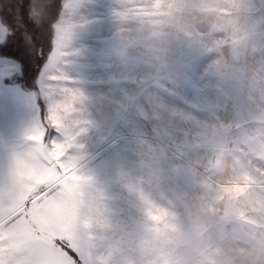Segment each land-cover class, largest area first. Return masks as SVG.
<instances>
[{"label":"rangeland","instance_id":"1","mask_svg":"<svg viewBox=\"0 0 264 264\" xmlns=\"http://www.w3.org/2000/svg\"><path fill=\"white\" fill-rule=\"evenodd\" d=\"M66 2L76 5L68 54L51 70L47 60L39 77L62 74L79 93L67 134L91 191L69 188L80 196L71 215L92 229L108 264H123L144 231L169 227L174 197L189 186L209 184L220 198L264 189V0ZM6 63L19 68L0 57V184L42 116L36 93L13 82L18 70L5 72ZM47 179L34 167L20 176L26 193ZM153 206L168 210L164 224L148 217ZM60 212L35 208L42 238L6 243L0 264L14 247L22 264H51L47 238ZM63 231L76 236L74 224Z\"/></svg>","mask_w":264,"mask_h":264},{"label":"snow or ice","instance_id":"2","mask_svg":"<svg viewBox=\"0 0 264 264\" xmlns=\"http://www.w3.org/2000/svg\"><path fill=\"white\" fill-rule=\"evenodd\" d=\"M38 3L41 24L49 16L52 17L48 24L51 50L45 65L51 70L68 54L64 48L74 27L71 15L76 5L66 0H60L58 6L55 0H38ZM30 6H34L33 0L30 4L25 0L18 21L15 18H0V44H6L12 37L21 39L27 45L29 39L34 38L38 28L30 18ZM57 7L60 14H57ZM17 23L22 27H16ZM17 70L15 63H6L4 68L5 72ZM36 84L38 98L48 94L44 96L47 107L45 114L25 137L28 146L16 156L9 179L0 184V247L6 243L27 244L41 239V229L31 222V217L35 208L44 206L54 212L61 210L52 225V234L47 238L50 247L46 253L51 264H108L104 249L95 242L92 229L77 223L71 215L73 204L79 203L80 196H74L69 188L76 187L78 193L84 194L91 191L90 178L80 173L78 158L71 151L74 137L67 134L66 121L76 110L79 93L71 87L70 80L62 74H52L51 71H42V77L37 78ZM55 84L62 86L54 87ZM25 167L38 168L48 176L43 183L35 185L30 193L24 191L20 182ZM73 176L79 181L78 185L74 184ZM147 215L153 222L162 225L169 212L155 207V211H148ZM73 224L75 238L65 235L63 231L66 225ZM131 242L129 237L126 243Z\"/></svg>","mask_w":264,"mask_h":264},{"label":"clouds","instance_id":"3","mask_svg":"<svg viewBox=\"0 0 264 264\" xmlns=\"http://www.w3.org/2000/svg\"><path fill=\"white\" fill-rule=\"evenodd\" d=\"M153 180L162 170L149 171ZM160 232L144 231L123 264H264V189L253 186L219 197L206 183L178 192ZM4 264H22L18 247Z\"/></svg>","mask_w":264,"mask_h":264},{"label":"trees","instance_id":"4","mask_svg":"<svg viewBox=\"0 0 264 264\" xmlns=\"http://www.w3.org/2000/svg\"><path fill=\"white\" fill-rule=\"evenodd\" d=\"M25 0H0V18L20 19L21 5ZM57 6L60 0H55ZM31 3V0H28ZM30 6L29 14L38 31L34 38H30L28 44H24L21 39L10 37L6 44H0V57L8 58L15 61L19 68L13 77V82L18 83L24 90H31L36 93L37 97V78L39 77L42 66L48 60V53L51 50V42L48 37V24L51 16L47 18L45 23L41 24V10L38 0H33ZM57 14L59 13L57 7ZM16 27L22 25L16 24ZM37 103L40 107L41 115H44V106L41 97H37Z\"/></svg>","mask_w":264,"mask_h":264}]
</instances>
